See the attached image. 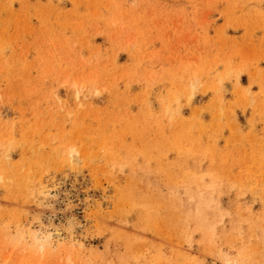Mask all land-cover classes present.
I'll list each match as a JSON object with an SVG mask.
<instances>
[{
    "label": "rangeland",
    "instance_id": "obj_1",
    "mask_svg": "<svg viewBox=\"0 0 264 264\" xmlns=\"http://www.w3.org/2000/svg\"><path fill=\"white\" fill-rule=\"evenodd\" d=\"M225 260L264 264V0H0V264Z\"/></svg>",
    "mask_w": 264,
    "mask_h": 264
},
{
    "label": "bare ground",
    "instance_id": "obj_2",
    "mask_svg": "<svg viewBox=\"0 0 264 264\" xmlns=\"http://www.w3.org/2000/svg\"><path fill=\"white\" fill-rule=\"evenodd\" d=\"M228 71H224V74L223 75H225V76H227L228 74ZM220 82L221 81H219V84H220ZM193 85L194 84H192L191 85V87L193 88ZM77 92H79V89H77ZM190 96H191V94H188V99L190 98ZM75 152V151H74ZM74 156V155H73ZM74 159L75 160H77V158L76 157H74ZM53 237L56 239V242L58 241V238H60L61 236H60V233L58 232V229H57V231H53L52 232V236L50 235V236H43V237H41L39 234H37L35 237H34V242H37L39 239H42L45 243H46V245L48 246V247H50V248H52V249H54V250H56V249H58L57 248V243H55L54 242V240H53ZM35 244V243H34ZM226 264H230L231 262L229 261V260H225L224 261ZM215 264V263H214ZM231 264H233V263H231Z\"/></svg>",
    "mask_w": 264,
    "mask_h": 264
}]
</instances>
